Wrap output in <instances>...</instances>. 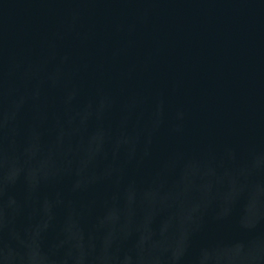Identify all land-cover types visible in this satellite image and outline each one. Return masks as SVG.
<instances>
[{
	"label": "water",
	"instance_id": "water-1",
	"mask_svg": "<svg viewBox=\"0 0 264 264\" xmlns=\"http://www.w3.org/2000/svg\"><path fill=\"white\" fill-rule=\"evenodd\" d=\"M264 0H0V226L32 264H264Z\"/></svg>",
	"mask_w": 264,
	"mask_h": 264
},
{
	"label": "clouds",
	"instance_id": "clouds-1",
	"mask_svg": "<svg viewBox=\"0 0 264 264\" xmlns=\"http://www.w3.org/2000/svg\"><path fill=\"white\" fill-rule=\"evenodd\" d=\"M264 159V153H253L249 159V163L255 165ZM75 255L74 250L69 256L57 257L52 252L49 253V260L53 264H61L62 260H70L71 256ZM98 257L92 256L89 264H97ZM0 264H32V256L30 247L27 243L23 247L16 246L10 242L5 235L4 228L0 226ZM192 264H196L195 259Z\"/></svg>",
	"mask_w": 264,
	"mask_h": 264
}]
</instances>
